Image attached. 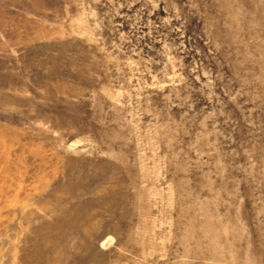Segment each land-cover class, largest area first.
<instances>
[{"label": "rangeland", "instance_id": "374dc122", "mask_svg": "<svg viewBox=\"0 0 264 264\" xmlns=\"http://www.w3.org/2000/svg\"><path fill=\"white\" fill-rule=\"evenodd\" d=\"M0 264H264V0H0Z\"/></svg>", "mask_w": 264, "mask_h": 264}]
</instances>
